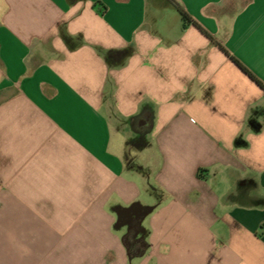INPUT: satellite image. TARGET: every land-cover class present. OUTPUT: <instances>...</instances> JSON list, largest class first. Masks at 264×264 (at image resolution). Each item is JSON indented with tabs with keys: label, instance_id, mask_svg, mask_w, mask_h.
Segmentation results:
<instances>
[{
	"label": "crops",
	"instance_id": "crops-1",
	"mask_svg": "<svg viewBox=\"0 0 264 264\" xmlns=\"http://www.w3.org/2000/svg\"><path fill=\"white\" fill-rule=\"evenodd\" d=\"M176 1L0 0V264H264V0Z\"/></svg>",
	"mask_w": 264,
	"mask_h": 264
},
{
	"label": "trees",
	"instance_id": "trees-1",
	"mask_svg": "<svg viewBox=\"0 0 264 264\" xmlns=\"http://www.w3.org/2000/svg\"><path fill=\"white\" fill-rule=\"evenodd\" d=\"M166 2L170 4L179 13L183 23V28H185L189 24L195 25V22L191 19V17L185 12V10L176 0H166ZM199 29L202 31L203 34H205L208 38L211 39V37L205 31H203V29H201L200 27Z\"/></svg>",
	"mask_w": 264,
	"mask_h": 264
}]
</instances>
